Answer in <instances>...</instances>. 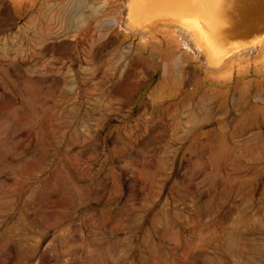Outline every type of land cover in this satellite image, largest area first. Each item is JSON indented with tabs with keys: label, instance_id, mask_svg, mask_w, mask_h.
<instances>
[{
	"label": "rangeland",
	"instance_id": "rangeland-1",
	"mask_svg": "<svg viewBox=\"0 0 264 264\" xmlns=\"http://www.w3.org/2000/svg\"><path fill=\"white\" fill-rule=\"evenodd\" d=\"M129 2L0 0V264H264L247 79Z\"/></svg>",
	"mask_w": 264,
	"mask_h": 264
},
{
	"label": "bare ground",
	"instance_id": "bare-ground-1",
	"mask_svg": "<svg viewBox=\"0 0 264 264\" xmlns=\"http://www.w3.org/2000/svg\"><path fill=\"white\" fill-rule=\"evenodd\" d=\"M128 1H130L129 2L130 6L131 4H134V1L137 2L136 4L137 6L139 5L140 8H138L137 6L135 7L137 8V10L140 11L141 14L139 13V16H141V21L144 24H146V26L147 23L149 26V23L157 22V20H153L154 17L156 18V15L171 14L169 15L168 19L166 18V20L172 21V23L169 26L177 25L181 28H184L180 25L181 16L175 10L173 11L169 10L168 12L164 13L165 11L156 8V5L159 6V8H161L160 7L161 3L157 4V2L154 0H128ZM179 2L181 3V1ZM219 4L220 3L210 5L206 3L204 4L203 2L202 3L199 2V4L197 5L195 4L194 7L192 6L193 8L189 7L188 10L192 11L191 13L194 14L193 15L194 17L196 16L195 18L192 19L193 26H190L183 22H181V24L183 26L188 27L190 30L193 28L192 38L194 41L192 40L191 41L195 45L192 47L193 48L192 51H194V53H197V49L201 51L203 50V46H204L205 51L210 53L208 57L211 56L212 59L214 60H216L217 58L207 50L208 47H211L212 49L214 47L215 49V47L218 45V35L220 36V38H224L228 40L229 73H230L232 89L236 90L238 88L239 83L244 82V80L247 79L246 83H248L247 85L249 86V88L244 92V94L248 92L247 94L249 98L246 101L247 107H249L251 112L253 113H261V120H260L261 124L259 125L260 126L259 128H264V109L257 105L256 100L255 102H253L252 101L253 99H251L254 97L253 93L256 91L257 86H260L261 93H264V0H230L228 2V6H226L228 9L224 7L226 10L225 9L223 10L225 16H227L230 21V28L227 31H224L223 33L218 32L216 36V33L218 31V28L216 31V22H217L216 15L222 13L221 10L218 12L220 8ZM201 13L205 18H207V21L205 19H204L205 21L203 19H201L200 21ZM152 16L153 19L150 18ZM183 30L186 31L185 28ZM178 31L179 30H177L176 28H172V30H170L169 32L172 34V36H174L173 34H175L178 39H181V37L177 36ZM203 34H205V36L208 37L210 43L203 44L202 42H200L201 41L200 39L202 38ZM259 95L260 94H258V98L260 99L261 95L260 96Z\"/></svg>",
	"mask_w": 264,
	"mask_h": 264
},
{
	"label": "water",
	"instance_id": "water-1",
	"mask_svg": "<svg viewBox=\"0 0 264 264\" xmlns=\"http://www.w3.org/2000/svg\"><path fill=\"white\" fill-rule=\"evenodd\" d=\"M187 1H189V0H185L184 3L177 4V9H175V11L180 14L181 22L186 23V24H188L190 26H193V20L192 19L195 18L196 16L194 17L193 16L194 14L191 13L192 11L188 10L187 6H189L188 4L191 1L190 2H187ZM138 8H140L139 5H138ZM169 15H171V14L160 15V16L163 17V18H167L168 19ZM200 15H201V18L197 17V18H200V21H201V19H203V20L205 19L207 21V18H205L202 13ZM152 19H153V16H152ZM181 22H180V25L182 27H184L186 30H189L191 33H193V30H192L193 28L190 30L188 27L183 26L181 24ZM139 23H140L139 21H134L132 24L133 25H139ZM217 34H218V31L216 33V36H217ZM200 40H201L200 42H202L203 44L210 43L209 40H208V37H206L205 34H203V36H202V38ZM206 40H207V42H206ZM203 49H205L204 46H203ZM207 50L209 52H211V54L214 55L217 58V60H218L220 57H226V55H228V53H229V42H228L227 39L220 38V36L218 35V45L215 47V49H214V47H213V49L211 47H208Z\"/></svg>",
	"mask_w": 264,
	"mask_h": 264
}]
</instances>
